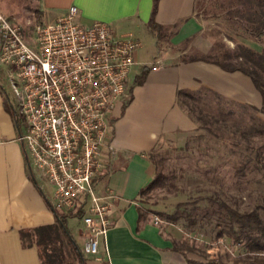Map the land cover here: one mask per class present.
Listing matches in <instances>:
<instances>
[{
	"label": "crops",
	"instance_id": "1",
	"mask_svg": "<svg viewBox=\"0 0 264 264\" xmlns=\"http://www.w3.org/2000/svg\"><path fill=\"white\" fill-rule=\"evenodd\" d=\"M195 1H158L155 21L163 26L178 24L168 42L161 43L167 47L165 52L146 26L152 0L29 1L46 22L56 20L74 6L78 24L109 23L116 35L130 34L141 45L135 53L128 93L107 117L112 152L109 168L94 179L98 194L115 197L114 224L99 240L98 254L84 255L85 264H186L184 257L171 249L172 241L183 240L179 228L171 223L157 227L152 222L153 214H147L139 223L137 212L139 207L151 211L143 206L139 191L154 176L153 151L161 144L183 147L197 128L178 104L177 93L208 89L237 104L257 109L263 106L259 91L246 75L226 72L203 61L180 60L191 50L207 53L214 44L195 16ZM171 48L176 50L167 53ZM151 64L154 67L144 82L134 86L141 67ZM4 75L0 67V264H47L40 228L55 223L52 191L44 178L39 173L34 176L26 165L16 140L22 125H15L7 109L11 106L1 83ZM70 219L73 223L69 225ZM66 226L81 250L80 223L67 218ZM22 232H26L24 242Z\"/></svg>",
	"mask_w": 264,
	"mask_h": 264
},
{
	"label": "built area",
	"instance_id": "2",
	"mask_svg": "<svg viewBox=\"0 0 264 264\" xmlns=\"http://www.w3.org/2000/svg\"><path fill=\"white\" fill-rule=\"evenodd\" d=\"M76 18L71 6L52 22L27 19V30L34 25L28 37L0 12V65L21 121L16 140L26 165L53 186L52 207L80 223L81 253L95 256L114 224L115 197L98 194L94 183L111 162L107 117L128 93L141 45L109 23L83 26Z\"/></svg>",
	"mask_w": 264,
	"mask_h": 264
},
{
	"label": "rangeland",
	"instance_id": "3",
	"mask_svg": "<svg viewBox=\"0 0 264 264\" xmlns=\"http://www.w3.org/2000/svg\"><path fill=\"white\" fill-rule=\"evenodd\" d=\"M29 1L0 0V12L9 19L13 18L17 25L23 26L28 37L31 30L34 31V25L27 30L25 21L34 19L33 24H36L40 15L30 7ZM230 1L232 0H196L195 16L203 23L213 43L222 42L228 49L242 45L261 52L264 39L253 37L236 19L228 16L227 4ZM162 47L165 52L167 47L161 44L160 48ZM174 50L176 49L171 48L167 53ZM208 53L191 50L180 60L199 58ZM0 67L5 71L4 66ZM1 83L8 97L7 103L15 115L12 92L5 75ZM210 101L213 100L210 98ZM211 110L208 112L211 113ZM233 115L234 117L225 118L220 124L200 121L196 123L195 132L183 147L161 144L151 154L155 161L162 163L160 169L168 175L176 189L149 193L143 198V206L158 213L182 215L174 226L183 233L181 241H186L193 248V252L188 253L187 257L195 261L220 259L231 264L235 257L244 252L240 241L225 234L218 236L224 227L219 218L226 214L221 205L239 213L254 211L264 219V171L255 169L257 157L264 163V136L243 138L236 129L247 124V117L236 108ZM257 116L264 121V114L259 113ZM240 117L244 120H237ZM239 170L242 174L238 173ZM32 172L34 176H38L36 170ZM46 183L48 190L53 192V186L47 181ZM180 203L184 206L178 208L176 205ZM154 216L160 220L157 227L161 228L167 223L159 215L153 214L152 219ZM190 220L194 224L189 226ZM68 223L72 224L73 220H68ZM65 246V251L70 256L68 260L74 261L73 254Z\"/></svg>",
	"mask_w": 264,
	"mask_h": 264
},
{
	"label": "trees",
	"instance_id": "4",
	"mask_svg": "<svg viewBox=\"0 0 264 264\" xmlns=\"http://www.w3.org/2000/svg\"><path fill=\"white\" fill-rule=\"evenodd\" d=\"M159 0H152V7L146 26L149 32L154 36L157 44L168 42L170 37L176 32L178 24L171 26L159 25L155 21L157 4ZM229 7L228 16L236 19L243 29L255 38L264 39V0H232L227 4ZM264 45V40H263ZM187 61H203L218 66L226 72H240L246 75L253 86L259 91L262 99V107H255L237 104L225 99L208 89H200L197 92L179 91L177 93V102L181 108L191 117L195 123L209 121L220 124L225 118L234 117L235 108L241 110L246 115V125L239 126V131L245 139L253 136L259 138L264 136V121L257 114H264V47L261 52H255L245 46L235 45L234 49H228L222 42H215L208 54L199 58H190ZM154 67V64L142 66L139 74L134 78L133 85H140L144 82L147 73ZM131 91V90H130ZM131 98V96H130ZM129 98V100H130ZM210 98L213 101H210ZM5 107L7 108L6 104ZM13 116L15 125L20 126V119L14 115L11 109L7 108ZM213 109V111L211 110ZM211 110V113L208 112ZM196 113V116L193 114ZM240 121L244 119L240 117ZM264 144V143H263ZM255 169L264 171V163L257 157ZM155 167V173L152 180L139 191V197L144 198L156 190L176 189L175 185L169 181L168 175L160 169L162 163L155 161L151 156ZM239 174L241 170L238 171ZM264 173V172H263ZM178 208L184 206L180 203ZM224 209V215H221L223 229L219 231L218 236L224 234L231 239L240 241L243 244L244 252L234 258L231 264H264V219L257 212L239 213L226 205H221ZM55 216L53 225L40 228V239L47 264H85L86 260L81 253L78 245L72 238L67 226L69 215L51 207ZM138 222L145 221L147 214L159 215L167 223H177L182 215L175 213L168 215L150 210L137 209ZM190 220L188 225H193ZM226 231H225V230ZM24 242L26 232L21 233ZM65 240V241H64ZM65 245L68 246L70 253L74 256V261L68 260L70 257L65 251ZM171 249L181 254L186 264H228L220 259H208L206 261H195L187 257L188 253L193 252L186 241H172Z\"/></svg>",
	"mask_w": 264,
	"mask_h": 264
}]
</instances>
